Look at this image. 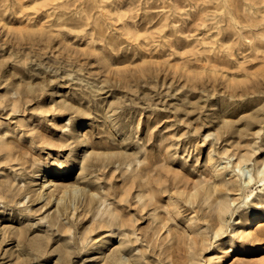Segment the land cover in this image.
Returning a JSON list of instances; mask_svg holds the SVG:
<instances>
[{
	"label": "rangeland",
	"instance_id": "obj_1",
	"mask_svg": "<svg viewBox=\"0 0 264 264\" xmlns=\"http://www.w3.org/2000/svg\"><path fill=\"white\" fill-rule=\"evenodd\" d=\"M263 169L264 0H0V264H264Z\"/></svg>",
	"mask_w": 264,
	"mask_h": 264
},
{
	"label": "bare ground",
	"instance_id": "obj_2",
	"mask_svg": "<svg viewBox=\"0 0 264 264\" xmlns=\"http://www.w3.org/2000/svg\"><path fill=\"white\" fill-rule=\"evenodd\" d=\"M59 174L57 176L59 177H65V176H69L71 174V170H67V169H61L59 170L58 172ZM260 175L261 177H264V169L260 172ZM45 177V176H44ZM247 178H245V182L249 185L254 179L251 177L249 178V181H246ZM59 185L56 184V181L55 180H45L44 181V184H43V188H46V189H51V188H55V189H52L51 191L53 190H57V189H61V187H58ZM63 189V187H62ZM244 189V188H243ZM64 190H67V189H64ZM73 190L74 191H78V188L77 187H73ZM91 201L94 200L95 198V195H91ZM224 200H220L218 201V206L220 207V210H222L226 204L225 202H223ZM258 212L253 208V207H250V211H249V214H250V220H248L246 222V224L243 226L245 227L243 229V232L241 233L239 228L238 227H234V230H233V235L237 236V238L241 241V243L243 242L244 244H247L249 242H251L257 235V232L255 229H256V226L259 224V223H262L264 221V214H257ZM220 221H221V224L223 222V217L220 216ZM261 225V224H259ZM224 236V235H223ZM228 237V236H226ZM224 250V248H222ZM264 250V248L260 247L258 248L257 250H254L255 251V254H259L260 252H262ZM257 252V253H256ZM123 255H121V257H117L116 256V261L119 263V264H123V263H129L128 262V259L122 257ZM229 255H226L222 258L221 262L222 264H227L228 263V258H230V256L228 257Z\"/></svg>",
	"mask_w": 264,
	"mask_h": 264
}]
</instances>
